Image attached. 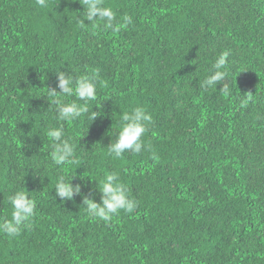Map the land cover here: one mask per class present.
<instances>
[{
    "label": "trees",
    "instance_id": "trees-1",
    "mask_svg": "<svg viewBox=\"0 0 264 264\" xmlns=\"http://www.w3.org/2000/svg\"><path fill=\"white\" fill-rule=\"evenodd\" d=\"M104 4L133 23L98 34L76 23L79 0H0V221L15 191L37 202L19 236L0 233V264H264V0ZM224 51L226 79L200 87ZM57 71L98 73L101 104L63 124L77 142L63 167L46 136ZM136 106L153 117L145 150L113 159L120 114ZM113 171L137 208L105 223L82 200L99 202ZM60 175L80 185L71 201L56 197Z\"/></svg>",
    "mask_w": 264,
    "mask_h": 264
},
{
    "label": "clouds",
    "instance_id": "clouds-1",
    "mask_svg": "<svg viewBox=\"0 0 264 264\" xmlns=\"http://www.w3.org/2000/svg\"><path fill=\"white\" fill-rule=\"evenodd\" d=\"M41 8L48 7V0H35ZM83 7L80 18L76 17V23L80 29H88L98 34L106 31L119 32L127 29L133 23L130 15H123L118 19L111 6H106L104 0H79ZM87 20L89 23L85 24ZM229 52H221L211 68L209 74L201 81L200 87L215 89L218 82L225 80L228 75ZM57 85L47 89L46 96L50 107L55 111L57 126H49L46 136L51 141L50 160L52 165L63 167L76 163L77 142L71 137H66L63 124L72 123L87 115L93 121L100 113L92 111L97 101L98 73L73 75L65 71L56 72ZM58 89V90H57ZM221 91L229 94V89L223 85ZM74 97V99H69ZM248 100L245 99L246 106ZM153 117L143 107L136 106L120 114L119 129L115 134V140L107 146V155L113 159H121L126 152L139 154L145 150L146 145L142 137L148 131V126ZM151 158L158 160V155L153 152ZM72 175H60L55 184L56 197L61 202L71 201L75 195L80 194V185H73ZM94 180V179H92ZM95 181V180H94ZM96 182V181H95ZM97 188V187H96ZM100 201L85 196L82 204L87 214L96 220L105 223L112 221L121 212L133 213L137 208V201L131 198L129 189L121 182L120 176L113 171L107 173L99 181ZM11 205V218L0 221V233L7 237L15 238L30 226L36 214L37 202L30 198L26 191H15L9 196Z\"/></svg>",
    "mask_w": 264,
    "mask_h": 264
}]
</instances>
